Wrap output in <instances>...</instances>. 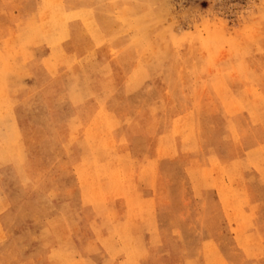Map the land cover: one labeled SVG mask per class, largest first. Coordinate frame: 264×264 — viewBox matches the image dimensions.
I'll list each match as a JSON object with an SVG mask.
<instances>
[{
    "label": "rangeland",
    "instance_id": "rangeland-1",
    "mask_svg": "<svg viewBox=\"0 0 264 264\" xmlns=\"http://www.w3.org/2000/svg\"><path fill=\"white\" fill-rule=\"evenodd\" d=\"M0 2L20 32L0 44V264H264L243 236L264 226V0ZM31 63L53 77L16 103L6 77Z\"/></svg>",
    "mask_w": 264,
    "mask_h": 264
},
{
    "label": "crops",
    "instance_id": "crops-1",
    "mask_svg": "<svg viewBox=\"0 0 264 264\" xmlns=\"http://www.w3.org/2000/svg\"><path fill=\"white\" fill-rule=\"evenodd\" d=\"M5 6V3H2L0 2V7H1V10L2 9H9L11 6ZM65 9L69 12V13H76L78 18H76L77 20H79L82 24L86 23V21L89 23V27L93 30V40L95 41H98V40H101V39H105L109 37V32L107 30H101V27H103V23H99L97 21L98 18H96V15L94 14L93 12V9H91V7H88V6H68L66 5L65 6ZM91 12L90 14H84L82 12ZM4 20L0 19V33H3V35L1 36L0 38V44L1 42H3V49L1 50V53L3 55H7L10 51L11 48H13L12 46V38H13V33L17 34L20 33L19 30H18V25L19 24H16V22H13V23H10V22H3ZM64 36V41H66L67 43L68 42H72L70 41L72 38L67 34H63ZM21 37V36H20ZM24 37V36H22ZM104 37V38H103ZM75 39V37H74ZM26 41V39H25ZM24 41V42H25ZM19 39L17 38V41H16V44H15V48H20V51H23L25 54H24V58L27 57V55L30 57V58H33L34 55L33 53L35 54V51L37 52V50H35L34 48H29L27 50V46H25V43H24V46H19ZM28 44L31 45V42H30V39L28 40ZM46 49V52L50 51L49 48H45ZM60 49H61V53L63 54V59H71V60H77L78 58H81V52H78L77 49L75 48H70L69 45L65 47V49H63V47L60 46ZM65 50V51H64ZM30 53V54H29ZM36 54H35V57L36 58ZM48 56V55H47ZM36 63V61H35ZM35 63H31V64H27V65H23V64H16L15 67L17 70V72H20L21 75L19 76H16V77H9L7 76L6 77V81L9 83V84H14V86L11 88V92L12 94H10L9 98L10 100H15L16 103H20V101L22 102L31 92L33 91H36L40 86L39 82H37L39 80V75H41V73H48V68L47 67H43V68H39L37 65H35ZM22 74H28L29 77L26 78L25 80L21 79L22 78ZM49 74V73H48ZM50 77H53L51 74H49ZM52 79V78H51ZM35 83H34V82ZM257 86V85H256ZM193 117V120H195V115L193 114V112H186L184 113L183 115H180L179 117H177L178 119H186V118H191ZM20 120V119H19ZM16 123H17V127L20 131V128H19V125H18V120L16 118ZM164 136H167V135H164ZM255 146V149H257V145H254ZM222 169H227V170H230V171H237L239 170L240 168V164L235 161V162H229V163H223V164H218ZM27 171H29V173H31V168L30 166H28L27 168ZM191 169V168H189ZM190 180H191V185L190 187H192L193 189V192L196 191V186H197V183H198V180L197 179V175L194 178L190 177ZM253 184H258V185H264V179H256L254 181H252ZM261 188H264V187H261ZM195 189V190H194ZM195 196V197H194ZM190 200L191 202L193 201L192 199H195L197 198V195H194ZM204 199V205L205 206H208L209 208L213 207L212 205V197L211 196H207ZM142 201H144V197H142ZM216 202L218 203L219 205V208L220 209V212L225 215V212H223V210L225 209L224 208V205L222 204V202L218 200H216ZM207 214L209 215H213V213H210V211H206ZM244 213L246 216L249 217L250 219V224L253 223L251 217L254 216V213L253 211H251V216L245 211L244 209ZM256 214L259 216V218H263L264 217V204L263 206H259L258 209H257V212ZM75 218V217H73ZM247 221L248 218H247ZM67 223V222H65ZM237 228V227H236ZM235 227L232 226V230H235L236 229ZM250 234L252 236H254L255 240L257 241V245H259V247L261 248H264V241L262 239V237H264V226H261V227H252L251 228H246L245 231L243 232V236L247 235V236H250ZM214 245H217L216 243L212 242V241H207L203 244V247L201 248L202 251H204L203 249L204 248H208V249H217L218 247H214ZM238 246L240 247V245L238 244ZM258 247V246H257ZM192 253L189 254V256H191ZM53 262L55 263H60V264H66V262L64 260H52ZM80 263V262H79ZM223 264V261L221 262ZM81 264V263H80ZM184 264H199L198 262V259L195 258L193 259L192 257H189L185 260V263ZM207 264V263H206Z\"/></svg>",
    "mask_w": 264,
    "mask_h": 264
}]
</instances>
